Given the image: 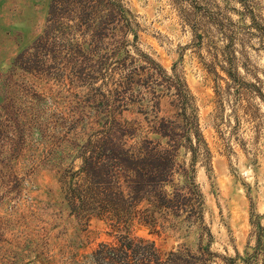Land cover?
Listing matches in <instances>:
<instances>
[{"label": "rangeland", "instance_id": "1", "mask_svg": "<svg viewBox=\"0 0 264 264\" xmlns=\"http://www.w3.org/2000/svg\"><path fill=\"white\" fill-rule=\"evenodd\" d=\"M50 1L0 0V264H106L94 252L124 231L72 214L60 179L109 110L148 138V120L160 118L191 136L173 178L183 198L186 178L196 186L199 213L135 223L132 236L163 258L207 246V264H264V0H121L125 40L108 30L75 68L61 73L65 55L48 57L37 77L17 58L31 54ZM71 32L54 30L55 51L80 35Z\"/></svg>", "mask_w": 264, "mask_h": 264}, {"label": "trees", "instance_id": "2", "mask_svg": "<svg viewBox=\"0 0 264 264\" xmlns=\"http://www.w3.org/2000/svg\"><path fill=\"white\" fill-rule=\"evenodd\" d=\"M129 11L121 0H51L47 24L43 33L34 41L32 52L25 59L19 55L20 65L34 76L44 75L40 66L46 58L56 60L64 54V62L56 68L65 72L75 68L77 57L92 45L98 46L112 34L120 33L125 40L130 28ZM73 21V24H69ZM112 23H116L110 27ZM69 24V25H68ZM74 36L64 45V50H54V30ZM61 64V65H60ZM60 65V66H58ZM67 77V76H66ZM74 78L68 76L70 84ZM60 79H66L60 76ZM106 120H97L91 126V134L78 146L76 157L80 164L73 172L61 176L64 199L70 212L77 218L88 220L90 216L105 217L113 226L124 231L113 243H101L94 252L95 261L106 264H207L211 252L200 246L199 253L177 250L163 258L153 242L131 235L135 223L156 227L168 220V215L187 213L192 218L199 213L201 194L193 182L183 185L188 198L178 192L174 183L178 150L187 146L191 136L186 126L166 118L152 121L147 133L141 135L142 124L136 120L121 119L122 112L109 110ZM105 111L101 110V113ZM192 147V144H189ZM188 147V146H187ZM186 175V174H185ZM167 187L173 190L169 193ZM260 229V228H259ZM260 232V231H259ZM260 245V242L258 243ZM229 264H236L230 258Z\"/></svg>", "mask_w": 264, "mask_h": 264}]
</instances>
